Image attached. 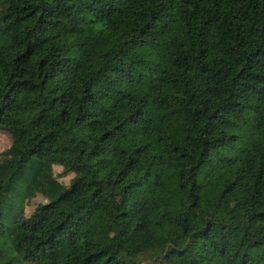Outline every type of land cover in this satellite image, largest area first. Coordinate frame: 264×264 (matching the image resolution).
<instances>
[{
    "label": "trees",
    "instance_id": "1",
    "mask_svg": "<svg viewBox=\"0 0 264 264\" xmlns=\"http://www.w3.org/2000/svg\"><path fill=\"white\" fill-rule=\"evenodd\" d=\"M0 38V264H264V0H0Z\"/></svg>",
    "mask_w": 264,
    "mask_h": 264
},
{
    "label": "rangeland",
    "instance_id": "2",
    "mask_svg": "<svg viewBox=\"0 0 264 264\" xmlns=\"http://www.w3.org/2000/svg\"><path fill=\"white\" fill-rule=\"evenodd\" d=\"M0 41H3L0 38ZM29 129L33 130L38 126V122L36 120L29 123ZM11 134L8 130H0V151L5 149L11 142ZM71 156V153H55L49 156L50 160H54L53 170L55 173L58 174V171L61 169V164L66 162ZM70 175L58 176V178H63V180H67ZM43 199V196L36 195L35 197L26 201L25 204V212L28 213L31 210L32 205ZM98 212L92 208L86 209L84 211H75L73 213V218L75 220V224L77 226V238L79 235L84 236L86 239L89 240H96L99 237V230L97 227V219H98ZM0 239L5 240L7 243L11 244L12 247L17 248L19 247V241L15 233H0ZM78 243V241H75ZM73 244V242H63L61 243L53 252L55 256L57 254H62L66 248V246Z\"/></svg>",
    "mask_w": 264,
    "mask_h": 264
}]
</instances>
